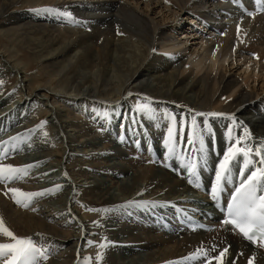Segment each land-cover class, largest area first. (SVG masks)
<instances>
[{
    "label": "bare ground",
    "instance_id": "obj_1",
    "mask_svg": "<svg viewBox=\"0 0 264 264\" xmlns=\"http://www.w3.org/2000/svg\"><path fill=\"white\" fill-rule=\"evenodd\" d=\"M250 1L0 0V43L4 46L0 51V132H8L0 136V144L8 141V148H17L0 163L17 167L35 165L22 180L0 182V218L15 235L31 237L38 246L48 250L47 260L40 258L39 264H84V258H90L89 264H170L197 254L203 259L204 251L214 257L224 248H228V252L221 258L223 264H248L249 258H253V264H264V251L246 242L230 224L223 223V215L218 217L220 221L213 224L211 231L193 227L190 219L182 216L186 203L192 206L199 202L196 213L208 216V212L214 210L212 204L219 202L206 197V201L199 200V196L187 193L192 188L205 194L215 183L218 162L213 169L206 167V173L200 169L215 160L214 144L219 135L224 139L220 149L223 154L237 138H242V145L253 149L264 143V13L248 4ZM243 3L248 5L252 16L242 10ZM46 7L67 8L72 22L60 15L35 11ZM25 56L34 62L29 69L38 66L37 73L29 75L24 71L26 74L17 86L5 89V83L14 73L3 69V62L4 66L6 63L14 66L19 73ZM22 85L28 90L27 96L22 101L15 97L12 100ZM41 92H45L44 95ZM46 92L51 94V99L101 108L102 115L107 114L106 119L112 117L110 110L104 107L106 101L117 102L125 112L131 101L136 105L147 97L156 110L154 120L143 116L147 133L152 136L161 133L162 138H167L170 125L164 118L167 113L176 117L177 139L182 118L190 124L194 112L223 113V116L207 118L211 131H203L204 153L197 155L196 173L204 179L205 191L189 182L179 159L164 160V146L157 149L156 159L139 153L136 160L123 165L116 161L102 166L81 162L91 167L82 172L85 177L80 178L81 183L60 177L51 169L55 165L53 160L59 161L55 159L57 156H66V162L78 154L89 156L92 149L88 152L78 146H97L99 141L87 138L77 143L73 135L69 144L75 146H71L67 154L65 150L61 154L58 151L61 148L53 149L57 141L45 133L46 127L44 129L48 120L42 123L37 120L39 112L47 106L43 101L47 100ZM50 110L44 112L48 117H52ZM13 113L16 119L12 118ZM204 119L197 117L201 128ZM71 126L75 131L82 124ZM113 127H117L116 124ZM80 128V131L84 129ZM88 129L92 131L89 125L84 133ZM187 132L185 126V140ZM13 137L18 139L12 140ZM23 137L27 140L26 147L18 144ZM105 140L111 148H99L94 153L111 152L130 159L131 154L121 152L117 148L119 143L112 137ZM136 152V148H132V155ZM237 159L241 160V156ZM253 160L256 165L254 152ZM42 175L45 178L39 184ZM123 177L132 184L130 188L125 187ZM112 179L117 180V184L122 182L118 186ZM240 180L237 178L224 186L227 205ZM12 188L43 195L26 200L9 191ZM185 192L190 195L182 197ZM14 196L22 203H16ZM129 201L149 203L125 207ZM23 203L28 204L27 209ZM149 204L152 207L163 205L169 211L164 208L155 211L156 219ZM109 207L121 209L125 217L122 213L123 219L117 220L118 223L105 219L103 216L109 211L104 210ZM89 209L101 213L94 212L92 216ZM131 212L132 222L128 217ZM211 220L201 222L209 225ZM121 230L122 234L116 233ZM6 242L11 241L0 235V243ZM52 243L59 245L58 250L50 246ZM102 243L108 246L100 248ZM199 249L204 251L198 253ZM120 250L125 253L120 254ZM98 254L102 255L100 260H97ZM186 264H201V260L191 259ZM211 264L217 261L212 260Z\"/></svg>",
    "mask_w": 264,
    "mask_h": 264
},
{
    "label": "snow or ice",
    "instance_id": "obj_2",
    "mask_svg": "<svg viewBox=\"0 0 264 264\" xmlns=\"http://www.w3.org/2000/svg\"><path fill=\"white\" fill-rule=\"evenodd\" d=\"M257 10H264V0H255ZM35 11L60 15L65 18H69L68 22H72L71 13L67 8L61 10L52 7H46L42 9H36ZM248 16H252L251 11L247 12ZM239 33V26H238ZM2 83V82H0ZM131 96L132 94L129 93ZM152 101L145 97L143 103H137L132 112L127 117L131 121V130H135L138 123L136 116L142 115L148 119H156V110L151 106ZM191 111V110H190ZM223 113L216 112H194L190 118V124L185 118L180 121V135L177 139L176 125L177 120L175 115L171 113L165 114L164 118L170 121V125L167 127V138L164 139V148L166 150L164 160L179 159L183 167L188 173L189 182L193 183L196 187H199V183L196 180L197 162L190 161L185 164L184 152L192 151L193 148H198L200 153H203L204 139L203 131H211L208 122V117L223 116ZM197 117H204L202 121L203 128L197 122ZM105 118L107 114L105 113ZM231 119V117H228ZM185 126L188 128L187 139L185 140ZM245 137L248 134V130L244 129ZM228 138L231 140L232 132L229 131ZM18 137H13L12 140H16ZM120 142H124L125 136L119 137ZM8 141H4L0 144V161L8 158L10 151H16L15 146L8 148ZM241 145V146H237ZM137 146L139 142L137 141ZM253 152L254 156L259 158V167L253 166ZM238 156L243 158V168L238 172L241 177L239 185L235 188L231 197V202L228 204L227 212L230 219H226L224 223L232 224L234 228L239 229L241 234L248 240L256 243V238L259 237L264 246V145L258 147H248L242 145V138H237L235 143H230L229 147L223 154V158L218 161V166L215 169V183L212 185L210 195L213 200H218L220 193L223 191L224 186L232 177V164ZM35 165H27L25 167H17L12 164L0 163V182H12L22 180L28 175V169ZM168 166V165H165ZM245 172L248 174L245 175ZM9 191L17 193L19 197H23L26 200L43 195V193L23 192L20 189L12 188ZM259 193V194H258ZM142 195V193H141ZM15 202L22 203V200L14 196ZM149 202H136L129 201L125 205L128 206H147ZM23 206L27 207V203H23ZM90 211H97L96 209H89ZM104 211H109L105 209ZM0 235L8 238L11 242L0 243V264H39V259L43 258L47 260L48 250L37 245V243L31 237H19L15 235L4 223L3 218H0ZM92 242H89L91 244ZM107 244H100V248L107 247ZM214 250V249H213ZM204 251L203 249L197 250ZM228 252V248H224L214 257H209L207 251H204V258L197 254L193 257L184 258L182 261L170 262V264H186V261L191 259H200L201 264H211L212 260H216L217 264H223L222 257ZM102 258L101 254L97 255V260ZM90 258H84V264H89ZM248 264H253V258L248 259Z\"/></svg>",
    "mask_w": 264,
    "mask_h": 264
},
{
    "label": "rangeland",
    "instance_id": "obj_3",
    "mask_svg": "<svg viewBox=\"0 0 264 264\" xmlns=\"http://www.w3.org/2000/svg\"><path fill=\"white\" fill-rule=\"evenodd\" d=\"M66 26V25H65ZM187 26V25H186ZM119 37H125V35L124 36H121V35H119ZM127 39V38H126ZM2 41V38H1V35H0V42ZM4 46L3 45H1V43H0V51H3V48ZM21 55V54H20ZM21 58H22V56H20ZM28 57L27 56H25L24 57V59H23V61L21 62V64H20V67H22L21 68V72H23L22 74H21V72H19L18 73V70H16L15 69V67L14 66H10V65H8V63H6V65L4 66V64H5V62H3L2 64H3V69H6V70H9V71H12L14 74H13V76H11V78H9V82L8 83H5V85H4V87H5V89H8V88H10V87H15V86H17L18 85V83H19V81L21 80V78H22V76L24 77V75L27 73V74H32L34 71V74H36L37 73V69H38V66H36V67H34L33 69H29V67H31L32 66V64H31V62H33L32 60H30L31 59V57L29 58V59H27ZM163 61H165V64H167V61H166V59H164ZM34 63V62H33ZM164 63V62H163ZM12 65H14L13 63H12ZM8 67H10V68H8ZM14 67V68H13ZM11 69V70H10ZM26 73H25V72ZM17 72V73H16ZM20 74V75H19ZM18 75V76H17ZM46 80H48V78L46 77ZM18 81V82H17ZM8 84V85H7ZM12 85V86H11ZM13 87V88H14ZM12 88V89H13ZM11 89V90H12ZM40 91H43V90H40ZM18 92L20 93V95H19V93H17V94H15L13 97H12V100H15V98H16V100H20V101H22L26 96H27V93H28V90L26 89V87L25 86H21L20 88H19V90H18ZM43 95H44V93L45 92H41ZM66 93H69V92H66ZM18 96H20V97H18ZM15 97V98H14ZM51 97V94L49 93V92H46V94H45V97L44 98H46L47 100H43V101H46L45 103L47 104V106H45L44 105V107L42 108V110L39 112V116H38V118H37V120L39 121V123H42V122H44V121H46V120H48L47 121V125H44V129H45V127H46V129H45V133H47V135H49L50 136V138H52L53 140H55V141H57V145L55 144V147L53 148V149H59V148H61L60 150H58L60 153L61 152H63L64 150V153H66L67 154V152L68 151H71L72 149H71V146H72V148L75 146V145H70L69 144V140H70V138L74 135L75 137H74V142H77V143H83V142H85L86 141V139L87 138H89V140L91 141L92 139V141H99V144L97 145V146H88V147H86V146H78V147H80V149H82V150H86V151H91V149L93 150L92 151V154H89V156H84V155H80V154H78L77 156L75 155V156H72V158L70 159V160H68L67 162H66V156H63V157H59V156H57L55 159L56 160H59V161H54L53 160V162L54 163H52L53 165H54V168H51L52 170H54V171H56L57 173H59V174H57V175H59L60 177H62V175H63V178H65V180H68V181H71L72 183H73V181H74V183H76L77 181L78 182H80L81 183V179H83L85 176L82 174V172L84 173L85 171H87L89 168H91V167H87V166H85V165H81L83 162L84 163H86L87 162V164H92V165H94V166H102V165H107V164H111V163H113V162H118L120 165H123L124 164V162H126V161H129V160H131V159H135L136 160V154H139V155H145V156H148V158L149 159H156L155 157H153V154H150V152H152V153H154V154H158L156 151H157V149L158 148H160L161 146H164L163 144H162V142H164V139L165 138H162V137H160L161 136V133H159V134H155V136H152L150 133L148 134L147 133V130H146V125H145V123H144V117L142 116V115H137L136 116V119H137V121H138V123H137V125H136V127H135V130L133 131V130H131L132 129V126H131V121L127 118L128 116H129V114L132 112V110L134 109V107H135V104H133L132 103V101H131V99H132V97H131V99H130V101H131V103H130V105H129V107H126V111L125 112H122V110H121V108L119 107V104L117 103V102H110V101H106V103H107V105H105L104 107H106L107 109H109L110 111H108L110 114L109 115H112V117L110 118V119H106L103 115H102V110L103 109H101V108H97V107H94V106H87V105H84V104H76V105H73V104H71L72 102H65V101H63V100H59V98H57V99H51L50 98ZM149 97V96H148ZM52 101V103H50L51 101ZM155 100V99H154ZM105 101V100H104ZM54 102V103H53ZM57 102V103H56ZM136 102V101H135ZM142 103V101H137L136 102V104L137 103ZM42 103V102H41ZM52 106H51V105ZM71 105V106H70ZM113 105V106H112ZM22 106V105H21ZM115 106V107H114ZM151 106H155V105H151ZM50 107V108H49ZM53 107V108H52ZM21 109H22V107H20ZM25 110H24V112H26V110H27V107L25 106ZM46 109V110H45ZM47 109H51L50 110V112L49 113H52V117H48L47 116V114H44V112H46L47 111ZM53 109V110H52ZM112 109V110H111ZM120 109V110H119ZM78 110V111H77ZM99 111V112H98ZM121 111V112H120ZM14 112H18L19 113V110H15ZM16 113H13V116H12V118H14V119H16L17 118V116H16ZM14 114H15V116H16V118H15V116H14ZM115 116V117H114ZM44 117V118H43ZM141 117H142V119H143V121H142V119H141ZM46 118V119H45ZM55 119V120H54ZM71 119H73L72 121H69V120H71ZM112 119H115L114 121H112ZM53 120V121H52ZM85 120L87 121V122H85ZM108 120H110V122H111V124L109 125V123L107 122ZM90 121V122H89ZM74 122V123H73ZM85 123V125H83L84 123ZM82 124V126H80V127H84V129H85V127L86 126H89L90 125V128L92 129V131H90L89 129L86 131V133H84L85 132V130L83 129L82 131H80V127H78V128H76L75 129V131H72L71 129L73 128L72 126H71V124ZM112 123H114V124H112ZM237 123V122H236ZM49 124V125H48ZM56 124V125H55ZM58 124V125H57ZM115 124H116V126L117 127H113V126H115ZM117 124H119V125H117ZM95 125V126H94ZM113 125V126H112ZM126 125V126H125ZM237 125V124H236ZM48 126V127H47ZM69 126V127H68ZM71 126V127H70ZM113 127V128H112ZM121 128V129H120ZM231 128V127H230ZM110 129H112V130H110ZM114 129V130H113ZM115 129H116V131H115ZM117 129H119V133L117 132ZM78 130V131H77ZM55 131V133H53ZM114 131V132H113ZM219 131V130H218ZM75 132H78V133H76L77 135H75L74 133ZM82 133V134H81ZM132 133H133V136L135 135V137H136V142L138 141L139 142V146H137V143H135V146L134 145H132ZM219 133H220V131H219ZM5 134H8V132L7 131H1L0 132V136H3V135H5ZM84 134H86V135H84ZM98 134V135H97ZM30 135V134H29ZM84 135V136H83ZM105 135V136H104ZM121 135H124L125 136V140H124V142H120V140H119V137L121 136ZM26 136V138H27V140L29 139V137H27V135H25ZM57 136V137H56ZM21 137H22V135H21ZM108 137H112L114 140H115V143L116 142H118L116 145H117V148L118 149H120V151L122 152L123 151V153H125V152H128V154H131L130 156H129V158L130 159H124V158H120V155H116V154H114V153H111V152H106V153H104V154H102L101 153V155H97V153H94V152H96L95 150H98L99 148H109L111 145H110V143L107 141V140H105V139H107ZM97 138V139H96ZM59 139V140H58ZM95 139V140H94ZM27 140L25 139V137H23V138H21V139H19V141H18V144H19V146H21V144L24 146V147H26L27 146ZM85 140V141H84ZM101 140H102V142H101ZM105 140V141H104ZM22 142V143H21ZM59 142V143H58ZM26 143V144H25ZM62 143V144H61ZM65 144V145H64ZM102 144H104L105 146H103ZM142 144V145H141ZM141 146H142V149L143 150H145V151H140V148H141ZM65 147V148H64ZM83 147V148H82ZM85 147V148H84ZM144 147V148H143ZM155 147V148H154ZM111 148V147H110ZM130 148V149H129ZM132 148H136V150H137V152L136 153H134V155H132ZM17 149V148H16ZM62 150V151H61ZM111 150H113V148L111 149ZM195 150V153H196V155H198V153H199V155L200 154H203L204 153V151H203V153H200L199 151H198V148H195L194 149ZM131 151V152H130ZM130 152V153H129ZM62 154V153H61ZM110 154V155H109ZM17 155H21V154H17ZM96 155V156H95ZM91 156V157H90ZM94 156V157H93ZM203 156H205L206 158H207V155L206 154H204ZM59 157V158H58ZM76 157V158H75ZM106 157H107V159H106ZM61 158H62V160H61ZM68 158H70V156L68 157ZM73 158H74V160H73ZM77 158H82L81 160L80 159H77ZM218 159L216 160V157H215V160L213 161V160H211L210 162H208L206 165H205V167H207V168H209L208 167V165L209 164H211V167H213V168H215L214 167V165H215V163L216 162H218L220 159H222L223 158V153L221 152V151H219V156L217 157ZM79 160V161H78ZM86 160V161H85ZM107 160H114V161H107ZM1 162V161H0ZM78 162V163H77ZM80 162V163H79ZM82 162V163H81ZM185 162V161H184ZM62 163V164H61ZM86 164V165H87ZM152 166L154 165V163H150ZM186 164V163H185ZM69 165H70V167H69ZM73 165V166H72ZM76 165V167L78 166V169L77 168H75V169H77V170H75V169H73L74 168V166ZM148 165V164H147ZM83 166V167H82ZM85 166V167H84ZM72 167V168H71ZM81 167V168H80ZM83 168V169H82ZM88 168V169H87ZM213 168H211V169H213ZM31 170H32V168H30ZM50 169V170H51ZM183 169H184V167H183ZM81 170H83V171H81ZM74 174V175H73ZM76 175V176H75ZM81 175V176H80ZM44 178H45V175H42V177H41V181L39 182V184H42L43 183V181H44ZM68 178V179H67ZM75 178V179H74ZM81 178V179H80ZM124 179H123V182L124 183H127L126 185H125V187L128 189V188H130L131 186H132V184H130V181L127 179V177H123ZM203 179V178H202ZM76 181V182H75ZM117 180H114V179H112V183H114L115 185H118L119 186V184L122 182V181H119L118 182V184H117V182H116ZM77 182V183H78ZM186 182H188V180H186ZM83 183V182H82ZM139 183H143V182H139ZM189 183V182H188ZM185 186H187V185H184V187ZM75 188V187H74ZM186 188V187H185ZM187 193H191V194H194V195H196V196H199V200H205L206 201V199L208 198L207 197V195H208V193H205V194H203V192H198V191H196V190H193L192 188L191 189H189V192L187 191ZM186 192L185 193H183V195H181L182 197H185V196H187V195H190V194H187ZM180 194V193H179ZM179 194H177V196L179 195ZM180 196V195H179ZM180 196V197H181ZM200 196H201V199H200ZM205 197H206V199H205ZM198 200V201H199ZM186 204H188L187 205V208L185 207V208H183V209H185L186 210V212L188 213L189 212V214H190V211H196V208H192V207H196V205L197 204H199V202L197 203H195V205H193V203H192V206H191V204L189 205V203H186ZM150 205V204H149ZM151 206V205H150ZM148 206V208H150L149 210L151 211V212H153L154 213V217L156 218V219H158L157 218V213L155 214V211H159L160 209H166L167 211H169V209H167L165 206ZM191 206V207H190ZM25 207V206H24ZM22 208L21 207V209H23V210H25V208L27 209V207H25V208ZM108 207V206H107ZM157 207V208H156ZM161 207V208H160ZM163 209V210H164ZM108 210H109V214H106V215H104L103 217H105V219H107V220H113V221H115V222H117V220L119 221L120 219H123L122 217L124 216V213L123 212H121V209H116L115 207H109L108 208ZM198 211V210H197ZM95 212V213H94ZM171 212V211H170ZM97 214V213H101L99 210H97V211H90L89 212V215L90 214H92V216L94 215V214ZM123 213V216L121 215ZM114 214V215H113ZM110 215V216H109ZM191 216H195L196 214L195 213H191L190 214ZM122 216V217H121ZM139 216V215H138ZM140 216H141V214H140ZM169 216H171V215H169ZM109 219H108V218ZM118 217V218H117ZM121 217V218H120ZM125 217V216H124ZM129 217V220L132 222L133 220V218H132V212L130 213V215L128 216ZM135 217V216H134ZM171 218H172V216H171ZM199 220H201L202 219V217H200V218H198ZM204 219V218H203ZM118 223V222H117ZM125 223H129V221H126ZM126 226H124L123 228H125ZM206 231H211V230H206ZM116 233H118V234H122L123 233V231L121 230V231H116ZM50 245V244H49ZM50 246H53V247H55L57 250H58V248H59V245L57 244V243H52ZM63 251V250H62ZM119 253L120 254H124L125 253V251H119ZM57 255H59L58 253H57Z\"/></svg>",
    "mask_w": 264,
    "mask_h": 264
}]
</instances>
